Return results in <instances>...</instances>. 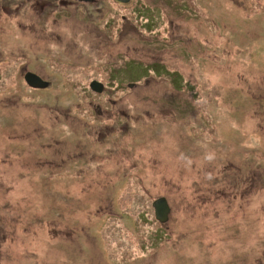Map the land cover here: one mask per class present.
<instances>
[{
    "label": "rangeland",
    "instance_id": "374dc122",
    "mask_svg": "<svg viewBox=\"0 0 264 264\" xmlns=\"http://www.w3.org/2000/svg\"><path fill=\"white\" fill-rule=\"evenodd\" d=\"M116 1L44 27L0 15V264H264V0H195L183 19L178 0ZM146 6L159 24L116 45L113 19ZM165 16L186 51L162 44L153 74Z\"/></svg>",
    "mask_w": 264,
    "mask_h": 264
},
{
    "label": "flooded vegetation",
    "instance_id": "af4514ba",
    "mask_svg": "<svg viewBox=\"0 0 264 264\" xmlns=\"http://www.w3.org/2000/svg\"><path fill=\"white\" fill-rule=\"evenodd\" d=\"M26 1H30V0H26ZM66 1L69 2V4H65ZM170 1L171 0H168L167 3L171 4ZM116 2L119 3V4H126L124 2H118V1H116ZM77 4H83L84 6L90 7L92 4L93 5L96 4V0H91V1L60 0L59 4L56 3V0H38V2L35 1V2L31 3V1H30L29 3L28 2H19V3H16V4L11 2V1L9 2V1H6V0H0V15H4L5 17L10 15L12 6H14L13 11L15 13H18V11L23 6H26L27 8L25 7L26 8L25 10H31V11L33 10V11H35V12L32 11V13H34L35 16L37 15V18H38L36 20L37 21V26H41L42 25L44 27L45 23L49 22V20H51L50 23L54 25V23L56 22V15L63 13V12H58L57 9L63 8L64 6H67V7L74 6V7H76ZM187 4H190V6L196 7L195 0H178L177 3L173 4V6H174L173 8L175 10L176 9L178 10V14H175L174 16H176L179 19H183L185 17L184 13H185ZM147 9H149L150 11H148ZM183 9H185V10L183 11ZM151 12H153V14ZM134 14H135L134 18H127L125 16H122L121 19H120V24L119 25L116 23V20L113 19V21H114L113 23H115V26L112 27L111 29H113L115 31V33L117 34V37H118V41L116 42V45H121L122 46L124 37L125 38L130 37L132 40L134 38L139 37V35L141 34L140 25H143V27L145 29H150L149 32H151V29L155 28L156 25L159 24V22H157V21L160 19V17L159 16L156 17L157 14H158L156 9H152L151 10L150 7L146 6L145 8H141V10H139V8L136 7V13H134ZM52 15H54V16H52ZM138 16H139V20L137 19ZM144 16H146L145 19H144ZM169 17H170V15H169ZM173 18L168 20L167 17L165 16L164 19H163V21L165 22V25H164V28L162 29V33H166V35L164 36L165 38L164 39H160V40H155V39L152 40V43L155 46L154 49H153L154 50V54H155L154 57H157V59L154 60L153 64H152L153 65V70H152L153 74L160 73V72L162 74V71L164 72V70H168V67L163 63V61L161 59H159V56L163 52V51L160 50L161 47H164L162 44H164V43L165 44H167V43L169 44V46H167L166 49L173 45L172 49H174V46L176 45L175 43H178V45H182L181 47H182L184 53L186 51L185 42H184L185 34L183 32L182 27L180 26V23H175ZM0 19H1V17H0ZM108 22H110V19L108 20ZM139 22H141L140 25H139ZM25 26L26 25H22L21 23H19V24L17 23V26L14 25V27L20 28V30H23ZM43 27H41V28H43ZM104 28H105V26H104ZM27 30L28 29H26V31ZM95 30H97L98 33L100 32L98 29H94L92 32L94 33ZM153 37H158V35H154ZM153 37L151 36V38H153ZM54 38H55V40L59 39L58 37L56 38V36H54ZM21 39H23V38H21ZM21 39H20V41H21ZM24 40H25V38H24ZM38 40H40V39H38ZM134 41H136V40L134 39ZM170 42L172 43V45H171ZM134 44L132 43L129 46L126 45L127 53H129V52H134V53L138 52V48ZM112 48H114L116 50L115 47H112ZM175 50H177V49H175ZM178 53L180 54V51H178ZM122 55H118V53L115 54L116 57L122 56ZM130 65L135 66V65H139V64L138 63H134V62H130V60L128 59V67H130ZM175 73H179V71L175 72ZM35 75L38 76L42 81L47 83L46 87L43 88V89H47L50 86L51 83L49 81H47L46 79H44V77L42 75H40L39 73L35 74ZM115 75H117V73H115ZM176 76L177 75L172 77V80H174V85L175 86H179L181 83H183L182 81H184V79H183V77H180V79H179V77L178 76L176 77ZM23 79H24V76H23ZM93 81L102 84V86H103L102 92L104 90L108 89V87H107L108 83L105 84V83H103V82H101L99 80H92L89 83V85H88V88L90 90H91L90 86H91ZM118 81H119V84H121V85L123 84L122 82H120V80H118ZM175 82H178V83H175ZM184 84H185V82H184ZM117 86H118V83H115V86L113 88L115 89ZM127 86L129 88H137V82L134 83V84L129 83ZM43 89L34 88V90H43ZM74 123H76V122H74ZM97 134L98 133L95 134L96 138H98ZM93 142H97V141L93 140ZM73 160L78 161L79 158L74 156Z\"/></svg>",
    "mask_w": 264,
    "mask_h": 264
},
{
    "label": "water",
    "instance_id": "95a60500",
    "mask_svg": "<svg viewBox=\"0 0 264 264\" xmlns=\"http://www.w3.org/2000/svg\"><path fill=\"white\" fill-rule=\"evenodd\" d=\"M81 1H91V0H81ZM118 1L126 3L129 0H118ZM24 79L27 85L31 88H45L47 85L46 82L42 81L38 76L30 72H28L24 76ZM90 88L92 91L97 93H101L103 90L102 84L95 81L92 82ZM152 207L155 212L154 214L156 220H158L160 223H164L165 221H167L170 209L164 198L158 199L155 202H153Z\"/></svg>",
    "mask_w": 264,
    "mask_h": 264
}]
</instances>
